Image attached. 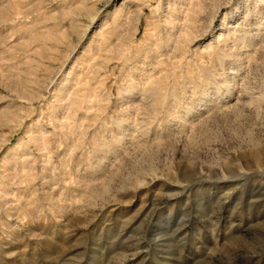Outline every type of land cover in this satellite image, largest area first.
<instances>
[{
    "label": "rangeland",
    "instance_id": "1",
    "mask_svg": "<svg viewBox=\"0 0 264 264\" xmlns=\"http://www.w3.org/2000/svg\"><path fill=\"white\" fill-rule=\"evenodd\" d=\"M1 184L0 264H264V0H0Z\"/></svg>",
    "mask_w": 264,
    "mask_h": 264
},
{
    "label": "bare ground",
    "instance_id": "2",
    "mask_svg": "<svg viewBox=\"0 0 264 264\" xmlns=\"http://www.w3.org/2000/svg\"><path fill=\"white\" fill-rule=\"evenodd\" d=\"M125 1H126V0H125ZM137 1H138V0H137ZM140 1H141V0H140ZM129 8H130V7H129ZM127 10H128V9H127ZM129 10H130V9H129ZM129 10H128V12H129ZM130 11H131V10H130ZM128 12H127L126 14H128ZM135 12H136V11H135ZM129 13H130V12H129ZM131 13H132V12H131ZM109 32H110V31H108V33H109ZM156 40H157V39H156ZM157 41H158V40H157ZM97 44H98V42H97ZM99 44H100V43H99ZM99 44H98V45H99ZM98 45H97V46H98ZM100 45H101V44H100ZM99 47H100V46H99ZM156 47H157V46H156ZM97 48H98V47H97ZM98 50H99V49H98ZM71 91H72V90H71ZM59 92H61V91H59ZM64 92H65V91H64ZM62 94H64V93H62ZM59 95H60V93H59ZM62 98H64V97H62ZM57 99L59 100L58 96H57ZM63 100H64V99H63ZM61 101H62V99H61ZM64 101H65V100H64ZM14 148H15V147H14ZM14 148H13V149H14ZM16 148H17V146H16ZM13 149H12V150H13ZM13 151H14V150H13ZM19 152H20V151H19ZM12 153H13V152H12ZM20 153H21V152H20ZM23 153H24V152H23ZM25 155H26V154H25ZM13 156H14V155H13ZM13 156H12V157H13ZM22 156H23V155H22ZM24 157H25V156H24ZM14 158L16 159V157H14ZM17 158H18V157H17ZM10 160H11V159H10ZM17 160H18V159H17ZM23 160H24V159H23ZM8 161H9V159H8ZM11 161H12V160H11ZM20 161H21V160H20ZM9 162H10V161H9ZM14 162L16 163V160H15ZM18 162H19V161H18ZM25 162H26V161H25ZM20 163H22V162H20ZM16 164H17V163H16ZM22 164H23V163H22ZM19 165L21 166V164H19ZM16 168H18V165H17ZM16 168H14V169H16ZM19 168H20V167H19ZM25 168H26V167H25ZM17 171H18V170H17ZM17 171H16V172H17ZM20 173H21V172H20ZM16 176H17V175H16ZM18 176H19V175H18ZM7 179H8V178H7ZM14 180H15V178H14ZM7 182H8V181H7ZM8 183H10V181H9ZM13 183H14V182H13ZM5 184H6V182H5ZM5 184H1L0 187L2 186L1 188H3V185H5ZM15 184H16V183H15ZM6 185H7V184H6ZM7 186H9V185H7ZM7 186H6V187H7ZM10 186H11V185H10ZM6 187H5V189H6ZM1 188H0V189H1ZM8 188L13 189V188H11V187H7V192H8ZM3 189H4V188H3ZM10 189H9V190H10ZM2 191H3V190H2ZM5 191H6V190H5ZM17 191H18V190H17ZM7 192H6V193H7ZM9 192H10V191H9ZM9 192H8V194H10ZM11 192H14V191L12 190ZM15 192H16V190H15ZM0 194H1V193H0ZM3 195H4V194H3ZM5 195H6V194H5ZM1 196H2V195H1ZM1 201H2V200H1ZM6 203H7V202H6ZM3 204H4V203H3ZM5 206H6V205H5ZM8 208H9V206H8ZM4 209H5V208H4Z\"/></svg>",
    "mask_w": 264,
    "mask_h": 264
}]
</instances>
